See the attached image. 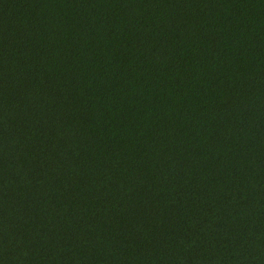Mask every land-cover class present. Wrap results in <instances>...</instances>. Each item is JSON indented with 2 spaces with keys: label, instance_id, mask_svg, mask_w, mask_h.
Segmentation results:
<instances>
[{
  "label": "trees",
  "instance_id": "1",
  "mask_svg": "<svg viewBox=\"0 0 264 264\" xmlns=\"http://www.w3.org/2000/svg\"><path fill=\"white\" fill-rule=\"evenodd\" d=\"M0 264H264V0H0Z\"/></svg>",
  "mask_w": 264,
  "mask_h": 264
}]
</instances>
